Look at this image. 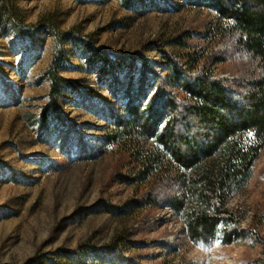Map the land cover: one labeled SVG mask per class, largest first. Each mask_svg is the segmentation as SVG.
Wrapping results in <instances>:
<instances>
[{"label": "rangeland", "instance_id": "rangeland-1", "mask_svg": "<svg viewBox=\"0 0 264 264\" xmlns=\"http://www.w3.org/2000/svg\"><path fill=\"white\" fill-rule=\"evenodd\" d=\"M208 4L0 0V264H264V145L228 200L239 230L192 241L169 203L179 188L138 174L153 138L104 139L161 116L168 94L186 103L174 74L240 90L261 72L235 34L215 35Z\"/></svg>", "mask_w": 264, "mask_h": 264}, {"label": "trees", "instance_id": "trees-1", "mask_svg": "<svg viewBox=\"0 0 264 264\" xmlns=\"http://www.w3.org/2000/svg\"><path fill=\"white\" fill-rule=\"evenodd\" d=\"M208 1L221 21L215 35L235 34L236 45L261 72L240 90L228 88L210 73L190 78L174 74L186 103L168 94L161 116L141 124L122 118L104 139L114 144L150 135L154 142L137 149L138 174L157 173V179L179 188L169 203L190 240L207 241L221 232L229 241L240 228L241 212L229 207L228 200L249 179L264 145V0ZM112 65L123 69L121 62ZM50 76L51 96L56 98L62 79L53 70ZM111 254L107 264H120Z\"/></svg>", "mask_w": 264, "mask_h": 264}]
</instances>
